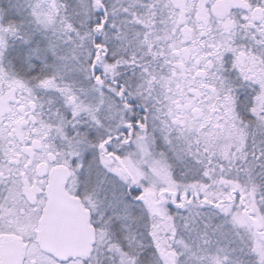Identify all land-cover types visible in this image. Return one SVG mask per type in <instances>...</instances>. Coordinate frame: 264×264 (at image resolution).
<instances>
[{"label":"snow or ice","instance_id":"1","mask_svg":"<svg viewBox=\"0 0 264 264\" xmlns=\"http://www.w3.org/2000/svg\"><path fill=\"white\" fill-rule=\"evenodd\" d=\"M0 264H264V0H0Z\"/></svg>","mask_w":264,"mask_h":264}]
</instances>
